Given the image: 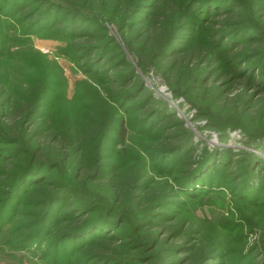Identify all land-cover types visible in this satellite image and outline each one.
Segmentation results:
<instances>
[{
  "label": "rangeland",
  "instance_id": "rangeland-1",
  "mask_svg": "<svg viewBox=\"0 0 264 264\" xmlns=\"http://www.w3.org/2000/svg\"><path fill=\"white\" fill-rule=\"evenodd\" d=\"M160 3L0 0V264H264V0Z\"/></svg>",
  "mask_w": 264,
  "mask_h": 264
},
{
  "label": "trees",
  "instance_id": "trees-1",
  "mask_svg": "<svg viewBox=\"0 0 264 264\" xmlns=\"http://www.w3.org/2000/svg\"><path fill=\"white\" fill-rule=\"evenodd\" d=\"M186 2H187V0H161L160 6H159V9H158V12H157V16H159V15L162 16L164 13L169 12L172 9L173 6H175L176 7L175 9H177L179 11L183 10V8L186 5ZM172 11H173V9H172ZM158 18L159 17H157V19ZM220 46L222 47V45H220ZM193 54L197 55V56H200L202 54V52L197 49V50H195L193 52ZM17 109L19 111L16 114L18 117L26 110L24 108L21 109L19 107ZM13 126H14L13 124L9 125V131L10 132H12ZM65 144H66L65 141H59V142H57V144L55 146H54V143H53V147H50V149L48 150V153L45 154V156H46L45 158L49 159L52 156L55 157L57 151H58V156L59 157L64 156V153H66V151H67L66 147H65L66 146ZM39 155H41V154H37V152H35L34 161L37 160V158H39ZM43 157L44 156H42L41 158H43ZM45 161H47V160L45 159ZM95 222L98 223V221H95ZM104 223H106V221Z\"/></svg>",
  "mask_w": 264,
  "mask_h": 264
}]
</instances>
